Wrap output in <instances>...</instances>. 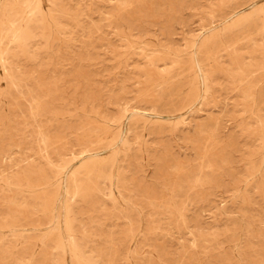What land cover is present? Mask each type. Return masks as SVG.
Masks as SVG:
<instances>
[{
    "label": "rangeland",
    "instance_id": "374dc122",
    "mask_svg": "<svg viewBox=\"0 0 264 264\" xmlns=\"http://www.w3.org/2000/svg\"><path fill=\"white\" fill-rule=\"evenodd\" d=\"M0 264H264V0H0Z\"/></svg>",
    "mask_w": 264,
    "mask_h": 264
}]
</instances>
